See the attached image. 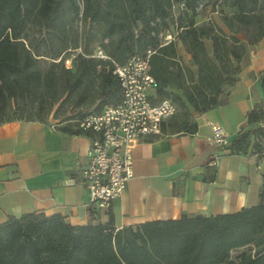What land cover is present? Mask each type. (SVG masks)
<instances>
[{"label":"trees","instance_id":"16d2710c","mask_svg":"<svg viewBox=\"0 0 264 264\" xmlns=\"http://www.w3.org/2000/svg\"><path fill=\"white\" fill-rule=\"evenodd\" d=\"M203 6L221 24L198 22ZM263 36L264 0H0V124L53 118L62 131L89 135L80 120L121 99L112 60L150 50L151 100L176 106L156 137L193 133L194 113L227 101L242 58ZM259 86L248 127L227 147L264 161V72ZM259 196L234 212L120 228L110 209L102 221L89 207L88 223L78 225L59 213L9 215L0 222V264H264V175Z\"/></svg>","mask_w":264,"mask_h":264},{"label":"crops","instance_id":"0c3cea01","mask_svg":"<svg viewBox=\"0 0 264 264\" xmlns=\"http://www.w3.org/2000/svg\"><path fill=\"white\" fill-rule=\"evenodd\" d=\"M178 49L184 51L181 44ZM240 65L227 101L194 113L195 132L164 134L134 147L132 176L110 208L116 228L183 214L234 212L259 201L264 161L210 141L214 124L228 143L248 127L246 114L262 95L264 36ZM60 126L51 119L0 124V222L9 215L42 211L59 213L73 225L88 223L89 191L74 172L77 162L87 159L91 140ZM99 218L107 216L101 212Z\"/></svg>","mask_w":264,"mask_h":264},{"label":"built area","instance_id":"2783aa9c","mask_svg":"<svg viewBox=\"0 0 264 264\" xmlns=\"http://www.w3.org/2000/svg\"><path fill=\"white\" fill-rule=\"evenodd\" d=\"M183 3L179 4L181 8ZM172 39L167 32L163 40ZM150 50L144 56L135 54L127 61L112 60L114 74L121 86V99L106 105L99 113L84 116L79 126L90 132L87 159L78 161L74 174L89 191V207L96 212L111 208L132 176V152L144 140L161 133V123L172 115L175 104L168 98L151 100L154 79L148 71ZM96 55L105 57L98 48ZM68 61V60H67ZM210 141L227 146L226 134L219 125L212 126Z\"/></svg>","mask_w":264,"mask_h":264},{"label":"rangeland","instance_id":"374dc122","mask_svg":"<svg viewBox=\"0 0 264 264\" xmlns=\"http://www.w3.org/2000/svg\"><path fill=\"white\" fill-rule=\"evenodd\" d=\"M227 10V9H226ZM219 17H220V13L219 12H217V11H212L211 10V8H210V6H203V7H201V9H200V11H199V16L197 17V21L198 22H201V21H208V20H213V21H216V22H218L219 24H221V22H220V19H219ZM79 24V23H78ZM239 35V37L240 38H243L244 37V35L242 34V33H240V34H238ZM206 44H207V46L209 47L210 46V42L209 41H206ZM184 50V49H183ZM181 54H182V56H183V58L186 60V59H188L187 57H186V54H185V52L184 51H182V52H180ZM64 64L66 65V66H70V60H65V62H64ZM261 98H262V96H259L254 102H257V101H260L261 100ZM55 120V121H58L57 119H53V118H49V120Z\"/></svg>","mask_w":264,"mask_h":264}]
</instances>
